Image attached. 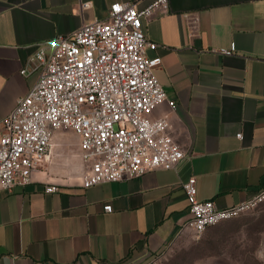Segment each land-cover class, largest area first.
<instances>
[{"label": "crops", "instance_id": "0c3cea01", "mask_svg": "<svg viewBox=\"0 0 264 264\" xmlns=\"http://www.w3.org/2000/svg\"><path fill=\"white\" fill-rule=\"evenodd\" d=\"M118 1L142 9L152 0H0V122L36 81L37 50ZM142 27L166 93L150 117L168 119L184 157L85 188L78 136L56 130L46 168L25 185H0V264H146L192 232L183 228L190 177L198 199L221 208L264 188V0H169ZM232 43V55L212 51Z\"/></svg>", "mask_w": 264, "mask_h": 264}, {"label": "built area", "instance_id": "2783aa9c", "mask_svg": "<svg viewBox=\"0 0 264 264\" xmlns=\"http://www.w3.org/2000/svg\"><path fill=\"white\" fill-rule=\"evenodd\" d=\"M168 8L169 0H152L142 9L131 2H114L106 18L57 35L37 50L29 62L38 69L36 81L0 122L2 188L31 182L32 172L48 158L53 134L59 129H70L78 136L80 156L86 162L81 177L85 188L177 165L184 152L169 134L168 119L150 117L166 100V93L154 74L161 58L146 55L157 44L146 38L142 27L143 18ZM212 51L232 55L235 45ZM27 71L26 65L20 73ZM168 104L174 106V101ZM182 188L189 211L183 228L196 235L253 210L264 200L263 188L221 208L212 200L198 199L194 177L184 181ZM56 189L45 187L46 192ZM111 208V204L103 206L106 211Z\"/></svg>", "mask_w": 264, "mask_h": 264}, {"label": "rangeland", "instance_id": "374dc122", "mask_svg": "<svg viewBox=\"0 0 264 264\" xmlns=\"http://www.w3.org/2000/svg\"><path fill=\"white\" fill-rule=\"evenodd\" d=\"M146 264H264V200L200 235L187 232Z\"/></svg>", "mask_w": 264, "mask_h": 264}]
</instances>
